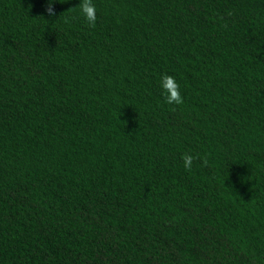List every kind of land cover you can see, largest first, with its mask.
Returning <instances> with one entry per match:
<instances>
[{"label": "trees", "instance_id": "trees-1", "mask_svg": "<svg viewBox=\"0 0 264 264\" xmlns=\"http://www.w3.org/2000/svg\"><path fill=\"white\" fill-rule=\"evenodd\" d=\"M79 2L0 0V264H264V0Z\"/></svg>", "mask_w": 264, "mask_h": 264}, {"label": "clouds", "instance_id": "clouds-1", "mask_svg": "<svg viewBox=\"0 0 264 264\" xmlns=\"http://www.w3.org/2000/svg\"><path fill=\"white\" fill-rule=\"evenodd\" d=\"M53 2L54 0H47L49 15H53L51 11V5ZM79 8L81 14L83 15L84 19L88 22V24L90 26H94L97 17L96 8L95 5L92 3V0H80ZM159 86L161 88V94L164 96L166 103L179 105L183 102L179 90V85L174 77L167 74H163L160 78ZM193 159L194 157L187 153L182 156L183 165L185 169H190L192 167Z\"/></svg>", "mask_w": 264, "mask_h": 264}]
</instances>
